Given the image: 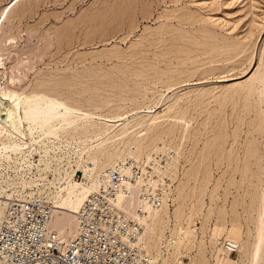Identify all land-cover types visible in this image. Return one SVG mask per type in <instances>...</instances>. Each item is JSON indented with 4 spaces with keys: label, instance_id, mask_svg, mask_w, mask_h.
<instances>
[{
    "label": "rangeland",
    "instance_id": "obj_1",
    "mask_svg": "<svg viewBox=\"0 0 264 264\" xmlns=\"http://www.w3.org/2000/svg\"><path fill=\"white\" fill-rule=\"evenodd\" d=\"M9 1L0 93L88 113L61 133L100 138L55 161L43 198L59 170L159 152L172 201L146 243L176 239L160 264H264V0H20L4 18Z\"/></svg>",
    "mask_w": 264,
    "mask_h": 264
},
{
    "label": "built area",
    "instance_id": "obj_2",
    "mask_svg": "<svg viewBox=\"0 0 264 264\" xmlns=\"http://www.w3.org/2000/svg\"><path fill=\"white\" fill-rule=\"evenodd\" d=\"M98 177L76 212L77 234L69 239L51 229L53 207L44 198L10 199L0 219V264H152L140 248L143 226L127 214L122 195L130 185L137 188L138 215L170 204V158L159 152L145 160L130 158ZM237 248L225 243L230 253Z\"/></svg>",
    "mask_w": 264,
    "mask_h": 264
},
{
    "label": "bare ground",
    "instance_id": "obj_3",
    "mask_svg": "<svg viewBox=\"0 0 264 264\" xmlns=\"http://www.w3.org/2000/svg\"><path fill=\"white\" fill-rule=\"evenodd\" d=\"M18 1L20 0H10L4 6L1 13L4 18H7L13 5ZM4 28L0 24V46L6 41H13L7 36L10 28L6 27V30ZM31 55L33 57V53ZM22 104L14 100V98L11 99L0 93V175L3 177L2 181H0V219L4 214L6 205L12 198H25L33 195H38L42 198L44 197L43 195L49 197L50 193L47 190L49 191V185L53 181L49 185L47 184L48 189L41 188L39 182H43L48 177L49 172L53 171L55 161H62L64 157L70 155L69 150L71 148H73V153H80L82 148L100 139L99 136L70 138L65 137L61 133L78 121L86 118L89 115L88 113L82 111L76 112L74 108L48 100L30 99L24 101ZM71 110H74L78 115L71 117ZM130 155L131 152L125 155V160L132 157ZM115 159H110V164L106 163L108 165L101 167L98 166L97 160L93 158L89 162H86L85 165L81 163V165H84V176L81 182L75 181L74 170L68 171L65 169L64 171H58L57 182L59 188L57 189L59 190H57L55 195H51V200L48 199L51 202L46 200L53 207L50 223L51 229L55 230L65 239H69L77 234L76 212L84 203L87 195L96 189L100 172L112 166V162H117ZM78 164L80 163L78 162ZM9 171H13V177ZM56 187L58 186L54 188L56 189ZM36 188L37 191H34ZM137 194V188L130 185L128 192L122 195L126 201V212L129 216L138 219L143 226L144 231L140 241L141 250L148 256L152 264H160L161 253H166V247L175 242L176 239L174 237L163 236L161 238L162 247L159 249L158 254L155 255L152 252V248L148 247V241L146 243V236L150 238L151 232L154 231L155 227L154 220L165 206L159 211H152L148 208L145 214L138 215L139 201ZM180 231L179 237L183 241L186 240L187 237L182 235L186 230L181 228ZM226 242L225 240L224 249ZM236 245L238 246L237 250L241 252L239 245ZM256 247L259 249V245ZM225 251L230 253L226 249ZM225 258L227 256L222 257V259ZM189 260H191L190 264H198V260L190 256Z\"/></svg>",
    "mask_w": 264,
    "mask_h": 264
}]
</instances>
